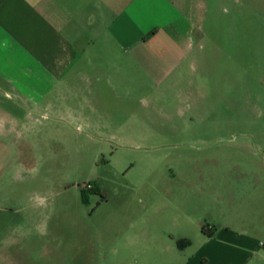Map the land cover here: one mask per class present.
Returning a JSON list of instances; mask_svg holds the SVG:
<instances>
[{"label":"rangeland","instance_id":"obj_1","mask_svg":"<svg viewBox=\"0 0 264 264\" xmlns=\"http://www.w3.org/2000/svg\"><path fill=\"white\" fill-rule=\"evenodd\" d=\"M205 3L192 51L142 48L104 78L123 89L85 120L0 137V264H150L167 247L192 257L213 230L260 225L264 34L236 43L239 4Z\"/></svg>","mask_w":264,"mask_h":264},{"label":"crops","instance_id":"obj_2","mask_svg":"<svg viewBox=\"0 0 264 264\" xmlns=\"http://www.w3.org/2000/svg\"><path fill=\"white\" fill-rule=\"evenodd\" d=\"M235 1L236 43H261L264 0ZM206 5L205 0H0V137L22 136L34 120H85L88 110L101 108L104 91L123 89L103 83L122 75L127 56L135 59L149 45L181 43L185 47L177 51L184 54L203 42ZM255 18L261 21L257 28ZM260 202L253 203L261 208L260 225L213 230L209 244L192 257L188 247H167L150 264H264V196ZM175 219L167 222L180 227Z\"/></svg>","mask_w":264,"mask_h":264},{"label":"trees","instance_id":"obj_3","mask_svg":"<svg viewBox=\"0 0 264 264\" xmlns=\"http://www.w3.org/2000/svg\"><path fill=\"white\" fill-rule=\"evenodd\" d=\"M93 191H96V189H95V190L93 189ZM203 233L206 234V235H208L209 232H208L207 229L203 228ZM208 236H209V235H208ZM210 236H211V235H210Z\"/></svg>","mask_w":264,"mask_h":264}]
</instances>
